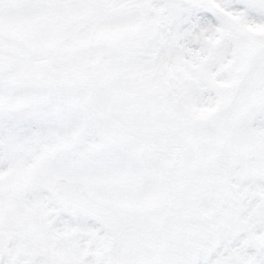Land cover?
I'll use <instances>...</instances> for the list:
<instances>
[{
	"label": "snow or ice",
	"instance_id": "6c2138e0",
	"mask_svg": "<svg viewBox=\"0 0 264 264\" xmlns=\"http://www.w3.org/2000/svg\"><path fill=\"white\" fill-rule=\"evenodd\" d=\"M0 264H264V0H0Z\"/></svg>",
	"mask_w": 264,
	"mask_h": 264
}]
</instances>
